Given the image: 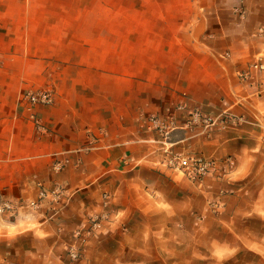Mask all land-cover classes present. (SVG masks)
I'll return each mask as SVG.
<instances>
[{
	"label": "crops",
	"instance_id": "crops-1",
	"mask_svg": "<svg viewBox=\"0 0 264 264\" xmlns=\"http://www.w3.org/2000/svg\"><path fill=\"white\" fill-rule=\"evenodd\" d=\"M88 1L0 0V264H68L57 254L59 232L100 210V200L114 194L117 172L129 174V196L139 200L134 210H184L189 220L207 210H252L264 219V0L190 3L181 29L175 15L181 4L145 0L136 46L131 31L105 46L109 37L100 30L87 46L90 20L132 21L126 9L116 19L114 0ZM101 56L108 57L101 63ZM52 87V104L29 101V94ZM182 105L211 118L230 116L201 141L186 140L191 154L217 164L215 171L195 182L159 172L136 177L148 150L115 143L136 133L139 114ZM55 190L64 192L62 202L41 198V191ZM22 200L38 207L22 210ZM209 220L188 242L137 238L130 229L115 238L116 229L103 225L89 243L87 263H176L188 243L264 246V234L253 243L212 237L207 228L217 220ZM151 247L173 251L148 255Z\"/></svg>",
	"mask_w": 264,
	"mask_h": 264
},
{
	"label": "rangeland",
	"instance_id": "rangeland-1",
	"mask_svg": "<svg viewBox=\"0 0 264 264\" xmlns=\"http://www.w3.org/2000/svg\"><path fill=\"white\" fill-rule=\"evenodd\" d=\"M94 1L97 0H93V2ZM143 1L145 0H114L113 6L115 5V8L111 7V9L114 8L116 14H118L116 19L123 18V11L126 9V11L131 14L132 21L128 22L119 19L115 20L114 23L108 21L102 24H95L93 20H90L85 24L84 28L86 45L93 46V43L96 40H93L92 32L96 30L103 31V34H108L109 38H106L105 40L101 39L105 46H111L114 37L116 38V42L122 41V37L127 34V32L124 33V31H131L132 45H138L141 37L140 34L144 31L143 29L146 25L140 22V5H143L141 3ZM163 1L165 5L167 4L169 6L172 4H181L179 13H175L176 17H181V21H178L179 29L186 25L185 20H187L188 17L187 5H190V3L194 4L196 1L204 3V0ZM89 2H91V0L88 1V3ZM208 4L209 2L205 3V5L209 6ZM95 10H97V8ZM165 13H167L166 9ZM150 25L152 26V30L156 29L154 23H151ZM170 25V23L165 21V32L170 29ZM119 38L121 39L119 40ZM103 57L104 56H101V63ZM107 57L108 56H105L104 58L107 59ZM132 57L133 69H136L134 64L136 56L133 55ZM150 57L151 56H148L149 62ZM104 67L105 70L103 72L106 74V65ZM134 73L135 71H133V74ZM104 77L106 78V75ZM151 77L154 78V75ZM168 78L172 81L170 75H168L167 79ZM167 79L165 80L167 81ZM55 91L56 88L52 87L44 91L31 93L28 95L29 101L34 105H50L54 102ZM170 109L171 108L169 107L165 110L153 111L148 115L139 114L136 118V133L127 139L123 138L120 141H117L115 144L117 145L119 142L125 144L134 143L141 145L148 150V159L137 167L135 174L136 177H140L141 175L153 176L158 172L193 182L209 177L215 171L216 166L211 167L208 174L204 176L190 177L189 172L181 168L178 161L180 159L188 160L193 158L208 161L191 154L192 149L190 148V143L186 140L191 138V135H194L192 138L197 140L200 139L201 141L213 131H206L201 122L194 123L191 115L193 110H188L186 105L179 106L178 109L180 111L177 108L176 110L175 108L173 110ZM197 112L198 111L192 113ZM208 162L217 165L212 160ZM123 169L125 170L126 166H124ZM121 178H124V181H122ZM127 180H129V174L125 173L121 176V174L117 172L114 194H110L109 199L104 198L103 201L100 200V210H92L94 211L92 214V211L89 214L86 213L83 222L73 231L68 233H65L64 231L59 232V238L63 239V246L58 249V251L60 250V253L57 251V254L64 256L66 260H68V264H88L87 260L89 261V256L86 251L89 249V243L94 238L96 231L101 229L103 225L108 224H111V226L116 229L115 233H117V236L114 235L115 238L126 237L125 234L127 230L130 229L129 231L131 235L137 238L161 239L162 237L188 242V240L199 238V236H194V231H197L203 226V224H207L208 219L210 218V220H217L216 222L209 223V227L207 228V232L213 235L212 237H226L227 239H231V241L234 239H243L248 243L257 242L254 240L255 237H263V215H258L252 210H229L227 212L226 210H207L204 215L200 216V218L197 217L190 220L188 219V216L183 215L184 210H139L138 208L134 210L137 207L134 202L139 200L130 198V183L127 182ZM38 186L41 189L43 188L41 183L38 184ZM152 187V190H154L155 185L152 184ZM40 195L42 199L46 198L47 195H50L51 201L56 203L64 200L60 199V197L64 195L62 190H55V193H52L51 191H41ZM141 201L143 200L141 199ZM20 203H22L20 207L24 208L22 210H35L38 207V203L32 201L25 202V200H22ZM6 209L11 208L6 207ZM88 211L89 210H84V212ZM172 224L176 225V228L173 227ZM167 229H173V232ZM225 232H227L226 235ZM189 244L190 243L185 245V247H180L178 261L169 264H264V246L228 245L224 248H202L198 246L191 247L188 246ZM106 248H99V253L101 254L104 252L101 250ZM166 249H169V251L166 252ZM211 250H213V252ZM219 250H223V252L220 254L217 253ZM156 251L168 255L173 250L172 248L151 247L149 248L148 255H153ZM92 262L98 264L96 258H94ZM99 264L106 263L99 260ZM116 264L122 263L116 262ZM148 264L156 263L148 261Z\"/></svg>",
	"mask_w": 264,
	"mask_h": 264
},
{
	"label": "built area",
	"instance_id": "built-area-1",
	"mask_svg": "<svg viewBox=\"0 0 264 264\" xmlns=\"http://www.w3.org/2000/svg\"><path fill=\"white\" fill-rule=\"evenodd\" d=\"M193 122H201L203 125V128L206 131H211L215 127L221 126L224 122H226V119H228V114L224 113L222 116H219L218 118H211L209 116H205L199 112L197 113H191ZM179 166L183 168L184 170L189 172V176H195V177H201L206 174H208V171L211 167H213L212 162L205 161L203 159L193 158V159H180ZM7 208H10L8 205Z\"/></svg>",
	"mask_w": 264,
	"mask_h": 264
}]
</instances>
